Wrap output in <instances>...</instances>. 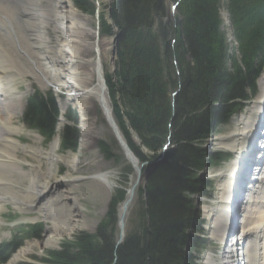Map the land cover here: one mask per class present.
Segmentation results:
<instances>
[{
	"label": "trees",
	"instance_id": "16d2710c",
	"mask_svg": "<svg viewBox=\"0 0 264 264\" xmlns=\"http://www.w3.org/2000/svg\"><path fill=\"white\" fill-rule=\"evenodd\" d=\"M177 1L114 0L111 16L120 33L117 83L106 78L113 117L139 163L155 162L167 144L173 152L149 176L144 189H138L140 206L132 211L119 245L117 208L125 200V189L111 198L94 234L81 232L63 240L38 264H181L184 232L192 215L187 195L198 192L196 174L205 158L213 167L226 159L206 155L201 145L241 110L264 65V0H181L171 24L164 20L167 5ZM72 3L94 17V0ZM221 8L228 12L237 44L230 54ZM99 20L101 34L108 35L102 14ZM173 90H179L174 100ZM56 115L50 95L35 94L28 102L26 121L46 140L54 134ZM67 120L77 124L74 118ZM76 135V130L64 129L63 151L75 150ZM100 147L107 154L106 146ZM41 232L40 226L31 228L26 238L37 240ZM202 245L192 240L193 250ZM19 246L15 242L1 262Z\"/></svg>",
	"mask_w": 264,
	"mask_h": 264
},
{
	"label": "rangeland",
	"instance_id": "374dc122",
	"mask_svg": "<svg viewBox=\"0 0 264 264\" xmlns=\"http://www.w3.org/2000/svg\"><path fill=\"white\" fill-rule=\"evenodd\" d=\"M41 2L42 3H40V7L42 5L41 8H43L42 10L44 11V15H46L45 16L46 18H48L51 15H54V16L57 15V17L65 16L69 10L67 6L68 3H71L72 5V0H42ZM94 2H95L96 7L98 8V13L103 15V21L105 25L110 28L109 29L110 35L101 34L100 20L98 22L96 18L82 14L79 10H77L72 5L71 10L73 9V11L76 12L78 16V21L81 19L79 22L81 23V26H82L80 28L81 30L79 29L80 30L79 34L81 35L76 34L80 37V40L83 41L79 47L80 51L79 53H77V55L80 61L84 62V65L82 68L84 73L90 74L91 72L90 69H92L91 68L92 63H95L96 60H99L102 71H103L104 81H106V78H109L112 83H117V78L115 76L116 57L114 56V54H111L109 52V46L111 43L110 37L115 35V33L117 34L119 33V30L117 28L116 29L114 28L115 26L114 21L110 20V13H111L110 8L113 5L114 0H94ZM55 3H60L59 9H56L55 7H53V4L54 6L56 5ZM23 5L24 6L21 7L23 10L32 9L31 7L32 5L30 2L25 1ZM168 5H167V15L164 18V20L167 21L168 23L173 24V22L175 21V13L174 14L168 13ZM220 15H221L222 22H223L222 30L227 34L229 45L230 47H232L233 43H232V38L230 36L232 34H231L230 26L227 22L226 11L222 9L220 11ZM21 18L24 20V22L26 21L23 15H21ZM31 21L32 20H28V22H31ZM44 21L43 23H46V24H42L40 29H39L38 22H34L33 24L38 26V31L40 30L41 32L40 34L38 32V34L39 36L41 35L43 39L45 40V44H43V42L40 39L41 41L40 48L44 46V48H42V51L45 52L46 56L48 57L49 64H46L47 62L43 61V57L40 52L41 50H39V54L42 57V61H43L42 69L43 71L46 72V78L48 79L47 83L52 84L54 80L59 81V78L57 77L58 73L62 71L61 75L65 74L64 70H65V63H66L67 55L64 53V49H65V45L67 44V42L64 39V36L66 35V31H65L66 22L64 23L63 21L57 20L55 24V22H53L51 19H47ZM16 25L20 28L22 26V20L18 19L16 21ZM169 43L172 44L171 39H169ZM94 47H95V50H94ZM29 48L30 46L28 44V49ZM170 49H171V45H170ZM29 52L32 54L35 53V51H29ZM55 56L59 59H56ZM52 62L54 63V65L52 66V68H49V70L52 71L57 66V69L59 70V72L52 73L48 71L47 67ZM173 66H174V71H176V66L175 65ZM262 77H264V74ZM27 78L28 79L19 81V85L21 86L28 85L27 93H31L32 90H36L40 92L41 94H45L47 93L48 90H50L49 88H46L48 84H46L45 87H41V85L38 83L35 77L27 75ZM95 80L96 78H92V84L95 83ZM63 81L65 82V79ZM263 82H264V79H263ZM263 84L264 83H262V86ZM65 85L67 86V84ZM64 92L65 90H63L61 94H63ZM178 93H179V90H173L170 95L171 99L174 100L176 97V94ZM53 95L56 99V96L54 93ZM61 102H58V104L61 103L60 106L62 107V109L60 110L58 109V110L62 112L63 110L67 111L69 104L65 102L64 99L61 100ZM172 103L174 102L172 101ZM85 107L89 109V119L86 122L79 123L78 121L76 125L74 124V125L68 126L70 131L76 129L77 132H79L78 125L80 124L82 125L83 128L86 129V133H87V136L85 139L86 142L84 144V147H83L84 149L82 150V152L77 153V149L76 151L74 150V151H67V152L62 150L61 143H60L61 132L59 131H60L61 126L65 125V121L64 119H60L59 115L57 116V119H56L57 120V130H55V136L51 140V142L48 144L45 143V141L42 138H40L36 133L32 131L26 130V132H23L20 134V136H22L21 141L24 144L20 145L19 146L20 148L17 149L16 151L18 152V154L20 155V158L22 159L23 173L25 175L22 174V176H19L17 172L13 171L12 173L10 172L4 173L2 176L8 181L12 182V184L14 185L12 187L13 190L20 192L21 194L28 191V189L31 188L32 183L36 181V179L41 180L40 183L38 184L39 186L43 187L44 185H46L47 188L44 192V195H42L41 197H38L37 198L38 201L36 200V202L34 203V204L37 203L38 205L36 204L34 207L30 208V210H24L23 208H20L22 210L21 211L17 207L6 205V210L2 212V214L5 213L6 216H3V218L0 220V242L9 237V233L12 230L11 227L13 226V224L14 225H20V224L24 225V224L40 223L42 225L43 232L42 234H40L39 239L37 240L31 239V240L23 242L22 246L10 256L6 264H10V261L14 260V257L17 255V253H19L20 251H25V250H26L25 255L20 257L16 261H14V263L12 264H31V263L38 264V260L44 258L47 252L58 250L59 245L63 240H71L74 235L81 233V232H85L88 234H94L97 225L105 217L107 210H108L109 203L111 201V198L115 196L116 191L120 189H125L126 191H130V188L134 184L135 171L132 168V165L128 163L123 157V152L121 151V148L116 142L114 135L109 125L107 124V121L103 113L101 112L100 108L94 107V109H91V107H93L91 105L90 106L87 105ZM248 108L249 107L247 105L246 108L243 110L242 114L248 112L249 110ZM16 114L20 115V113L18 112ZM242 114L240 113V115ZM238 116L239 115H237L236 118H234L231 122H229L227 126L221 128L212 139L210 138V143L209 142L207 143L210 145L208 151L210 152L221 151L225 153L226 151L224 150H228L227 148H224L220 145L219 140L222 137H225L227 135H231L234 133V130L236 128L235 122L237 121ZM112 117H113V114H112ZM16 126L18 127V124ZM77 139L78 138H76L77 146H78L79 139L78 140ZM133 139H134V142L138 144L137 138L133 137ZM101 144L106 146L107 154L103 153L100 147ZM53 148L54 150L53 152H51V149ZM168 150L172 151L173 146H169ZM31 153H34L35 154L34 156L37 159L31 156L30 155ZM262 158H263V155H262ZM242 163H243V160L241 161L240 166ZM230 164L228 162L227 164L225 163L224 165H221L220 167H217L214 169L207 168V170H205L204 175H202V177L209 178L211 180V183L213 184V189L206 191L207 193H209V195L213 194L214 192L217 193L216 189L221 188L220 185L222 182L221 180H223L224 178L223 177L224 171L226 172L229 169ZM143 169H148V165H145ZM240 171L241 170H239V172ZM234 172L231 177L229 176V178L234 177L235 175ZM104 173H107L109 182L112 183V185L114 186V188L112 189L110 193L108 192L106 184L102 180L98 179V176ZM219 173L222 174V177L218 178ZM224 179L227 185L229 184V188H232L233 186L230 183L229 179L228 178H224ZM56 182H61V183L58 185H55ZM140 183L141 181H139L136 184V186H134V189L132 192L133 193L132 201H131V204L128 210L125 213V218L123 220L124 233H125V230L127 229V224H128L127 222L129 221L131 217L132 211L134 212L135 209L140 204V201L138 200V189L140 190V186L141 188L143 187V185L142 184L140 185ZM217 184H219V187L217 186ZM217 194L213 196L216 198L218 197ZM1 196L2 195L0 194V197ZM55 196H57L56 200L58 199L62 200L61 196L69 197L70 200L69 199L66 200L67 201V203L65 204L66 206L61 205V203L53 204V207L50 208L49 211H51L52 209L53 211L58 210L60 213L63 214V211H65L68 208L69 211L67 210L68 211L67 213L71 215L73 214L74 208H76L77 211H74L75 212L74 214H78L80 216L79 218H76V219L79 220L78 222L81 223L80 225L82 227H80V229H77V230H71L69 232H64L57 240L55 239L54 241H52L54 239L53 238L50 242H48V244H45L44 246H42V242L44 241L46 236L50 234L48 233L49 231L48 226H50L49 225L50 221L46 220L44 217L45 214L47 213L44 210V207H45L44 204L49 200H54L56 198ZM21 199L24 200L20 196V201L22 202ZM208 200L209 199L206 197H197L196 200L194 199L193 205H195L194 207H195L196 212L198 211L197 217L199 218L197 220V223L198 221L203 222L202 215H204L205 219L210 220L209 216L205 214L207 210L203 209V214H202L201 213L202 211L200 209L202 205H206L204 202H207ZM143 201L144 199H141V202ZM196 201L198 202V204ZM218 201L219 200H217V202ZM210 204H207V205H210ZM120 205L117 208V215H118V210H119ZM205 208L212 209L211 207H205ZM14 212H16L18 218L15 220L16 216L14 215L13 220H11L9 217V213L12 214ZM70 212L72 213L70 214ZM190 234H192V232L190 231L187 232V236H189ZM185 238L187 239V237ZM185 245L187 246L186 240H185ZM212 247L214 246L212 245ZM181 251H182V255H184L183 252L185 251V249H181Z\"/></svg>",
	"mask_w": 264,
	"mask_h": 264
},
{
	"label": "bare ground",
	"instance_id": "6f19581e",
	"mask_svg": "<svg viewBox=\"0 0 264 264\" xmlns=\"http://www.w3.org/2000/svg\"><path fill=\"white\" fill-rule=\"evenodd\" d=\"M25 1L31 3L32 5L31 10H23L21 7H19L20 8L19 9L16 6V4L13 3L15 5L14 7L13 4L11 3V0H0V47L2 48L3 51H5V49L8 48L12 52L9 58V56H7L5 52L0 51V171L9 167L15 169L18 172L21 171L20 168L21 166L19 167L15 157L10 154V152H14L16 150V147L15 145H13V143H11L10 141L11 138L8 137L10 134L17 133V130L11 127V120L15 119L16 113L17 112L20 113L21 110L20 99L16 97L14 93L15 92V88L13 87L14 80L12 78L13 74H11V72L14 70L15 71L18 70L19 71V73L17 74L18 77H23L25 74H30V76L31 75L35 76L41 87H45L46 84H48L47 83L48 79L46 78V72L43 71V69L39 66L40 62L42 61V57L39 54L40 49L37 50V47H40L41 41H40V36L38 34L39 32L38 26L33 24L34 22H39L38 23L39 29L42 24H46L43 23V21L47 19H51L53 22H55V24L57 20L63 21L64 23L66 22L65 23L66 35L64 36V39L66 40L67 44L65 45L64 53L67 55L66 56L67 59L64 70L65 74H63L65 82L64 81L61 82L60 80L59 81L54 80L52 84L55 86V88L58 87V89L61 91L62 89L60 88V86L63 85L65 86V84H67L68 88L70 89V91L68 92L71 91L74 92L75 95L72 98V101L78 104V106H76L75 108L77 109V113L79 114V116L82 119L84 118V122H86L89 119V109L85 107L87 105L93 106L91 107V109H94V107L95 108L99 107L104 117L107 118L106 120H109L110 118L112 119L110 101L108 98L107 90L104 88L103 85L104 76L100 61L96 60L95 63H92L91 65L92 69H90L91 70L90 74L84 73L82 70L84 62L80 61L77 55V53H79L80 51L79 47L83 42L82 40H80V37L78 36L81 35L79 34V31L81 30L80 28L82 27L81 23L79 22L81 19L78 21V16L76 12L73 11V9L71 10V6H72L71 3H68L67 6L69 10L65 16H62L63 18L61 16L57 17V15L56 16L51 15L48 18H46L45 17L46 15L43 14L42 8L40 7L41 0H18L17 2L18 3L23 2L24 4ZM3 2L5 4H3ZM55 4H56L55 6L53 4V7L59 9L60 3H55ZM17 15H19L20 17L21 15H23L24 19H26L23 25L24 33L21 34V38L23 39L24 37H26V42L30 46L29 49H28V45H26V48H23L19 45L18 35L20 31L13 24L14 21L16 20ZM28 20H32V21L28 22ZM7 27L9 28L10 31L8 30ZM15 39H16V43H14ZM22 42L25 44V39H23ZM16 47L18 48L19 51L23 52L25 57L22 58L25 60V63L28 66L24 64L22 59L17 55ZM29 51H35V53L32 54ZM55 58L59 59L56 56ZM92 78H96L94 84H92ZM262 90L263 91H261L258 99L264 98V84L262 86ZM249 108L250 109L248 111H250V113L246 112L238 117L237 121L235 122L236 128L234 130V133L222 137L219 140L220 145L222 147L227 148L228 150L230 149L229 151L232 154H234L235 156L238 155L239 157L240 156L242 157V154L244 153V150L248 145L247 134L249 132L251 133L252 131L251 126L253 127L254 124L253 115L255 113V110L259 109L255 105ZM109 124H111L110 121ZM86 136H87L86 129L83 128V130H81V135L79 136L77 153L82 152V150L84 149L83 147L86 142L85 141ZM117 136L120 138L118 140H120V142L122 143L123 139L121 135L119 134ZM53 150L54 148L51 149V152H53ZM262 155L263 158L261 160V163L256 165L255 168L256 170L258 169V171L256 172L255 170V172L251 174L252 177L248 179L246 190L244 191V195L248 194V196L243 195V199L246 197L248 203L244 205V210L242 209V211L245 212V214H243L242 227H244V229L248 228L249 233H254L252 236L248 237L249 247L248 245H246V253L249 256L247 257V261L252 258L250 261L253 264H258L256 259V255H257L256 251H260V250L262 252L260 258V264H264V235H263V242L260 244L258 242H255V240H251L252 237L255 235L257 229L261 230L262 228L264 233V150L262 151ZM33 157L36 158L35 156ZM124 158L125 160H127L126 157ZM239 165L235 161H232V163L229 166V169L226 172L224 171L223 177L224 178H228L229 176L231 177L233 175V172L235 171L234 172L235 175L233 179L236 180L238 178L237 177L238 174L240 173L238 172ZM246 173L247 170L242 168L241 174L244 176L246 175ZM20 175L22 176V174ZM219 177H222V174H219ZM224 178L223 180H221L222 181L220 185L221 188L218 189V193H219L217 194L218 195L217 200H219L217 202L218 205L212 209L204 208L207 210L205 214L209 216V218H212L213 223L211 227L212 229H214V232L211 233L213 235H219L220 237L227 222L228 213L229 216L231 214V211L230 210L228 211V199L230 200L231 197L230 191L233 188V187L231 189L229 188V184L227 185V183L224 181L225 180ZM98 179L102 180L106 184L108 192L110 193L114 188V186L112 185V183L109 182L107 173L99 175ZM40 181L41 180L36 179V181L32 183L31 188H29L28 191L24 192L23 194H21L20 192L12 191L14 195H10L9 194L10 190L6 186L8 183L0 175V194L2 195L0 197V201L4 197H7L8 195H9L8 197H10L12 200L20 201V196H21V198H23L25 201L21 199L22 202L21 201L10 202L11 199L6 198L5 203H12L13 206L18 207L19 209L23 208L24 210H30V208L34 207L37 204V203L34 204L37 198L44 195V192L47 188L46 185H44L43 187L39 186L38 184L40 183ZM60 183L61 182H56L55 185H58ZM132 194L133 193L129 191L125 198V201L119 207L118 215L119 218L122 217V220H124L125 213L131 204ZM55 197L56 198L54 200H49L44 204L45 205L44 210L47 213L45 214V216L44 215L43 216L45 217L46 220L50 221L49 224L50 226H48L49 229L48 233L50 234L46 236V238L42 242V246L48 244V242H50L53 238L54 239L52 241H54L55 239L57 240L64 232L77 230L80 229V227H82L80 225L81 223L78 222L79 220L76 219L79 218L80 216L78 214H74L75 213L74 211H77L76 208H74L73 214H71L72 212H70L71 215L67 213L69 211L68 208L65 211L62 210L63 214L60 213L58 210L53 211L52 209L51 211H49V209L53 207V204L61 203V205L66 206L65 205L67 203L66 200L68 199L70 200V198L66 196H61L62 200L60 199L56 200L57 196ZM257 243L259 244V246H261V248H259L258 250L255 249L257 247ZM25 253L26 250L17 253V255L14 257V260L10 261V264L14 263V261L24 256ZM213 263L214 261L211 259L210 260L208 259L206 261V264H213Z\"/></svg>",
	"mask_w": 264,
	"mask_h": 264
},
{
	"label": "water",
	"instance_id": "95a60500",
	"mask_svg": "<svg viewBox=\"0 0 264 264\" xmlns=\"http://www.w3.org/2000/svg\"><path fill=\"white\" fill-rule=\"evenodd\" d=\"M104 84H105V82L103 81V85ZM105 119H107V118H105ZM106 121L108 122L107 124H109V121H110L111 124H109V127H111V131H112L115 139H117V140L120 139L117 136L120 133H119V130H118L113 118L112 119L110 118L109 120H106ZM117 143H118L119 147L121 148V150L123 151L124 156L127 158V161L132 165V168L134 169V171L136 173V179H135L134 185H132V187L130 188V191L132 193L133 189H134V186H136V184L141 179L140 172H141V169L143 167V164L138 167L139 162L133 156V154L131 153V151L129 150L127 144L124 141L121 143L120 140H118ZM160 162H163V160L162 159H158L155 163L150 164L149 168L147 169V174L151 173L157 167V165ZM118 228H119V238H118V241H117L116 245H119L121 243L122 239H123L124 222L122 220V217L118 218Z\"/></svg>",
	"mask_w": 264,
	"mask_h": 264
}]
</instances>
